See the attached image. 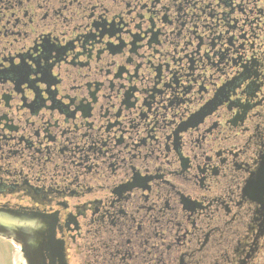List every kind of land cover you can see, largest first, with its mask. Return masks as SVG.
Returning a JSON list of instances; mask_svg holds the SVG:
<instances>
[{"label": "flooded vegetation", "instance_id": "flooded-vegetation-1", "mask_svg": "<svg viewBox=\"0 0 264 264\" xmlns=\"http://www.w3.org/2000/svg\"><path fill=\"white\" fill-rule=\"evenodd\" d=\"M263 155L264 0H0V208L46 264H264Z\"/></svg>", "mask_w": 264, "mask_h": 264}, {"label": "water", "instance_id": "water-1", "mask_svg": "<svg viewBox=\"0 0 264 264\" xmlns=\"http://www.w3.org/2000/svg\"><path fill=\"white\" fill-rule=\"evenodd\" d=\"M262 164L264 166V155ZM49 221L50 217L34 211L0 208V238L13 242L19 247L14 264H46V261L41 259V255L44 250H50V246L43 239ZM48 233V240L52 241L55 237L54 229ZM59 261V264H66L64 261ZM49 264L54 262L51 261Z\"/></svg>", "mask_w": 264, "mask_h": 264}, {"label": "rangeland", "instance_id": "rangeland-1", "mask_svg": "<svg viewBox=\"0 0 264 264\" xmlns=\"http://www.w3.org/2000/svg\"><path fill=\"white\" fill-rule=\"evenodd\" d=\"M18 251L16 244L0 238V264H14Z\"/></svg>", "mask_w": 264, "mask_h": 264}]
</instances>
